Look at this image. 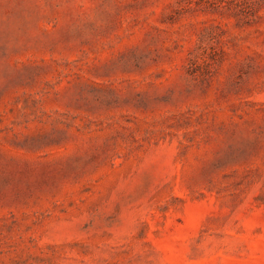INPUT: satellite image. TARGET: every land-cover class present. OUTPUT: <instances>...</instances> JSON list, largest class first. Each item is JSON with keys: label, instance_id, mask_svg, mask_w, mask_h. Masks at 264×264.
<instances>
[{"label": "rangeland", "instance_id": "1", "mask_svg": "<svg viewBox=\"0 0 264 264\" xmlns=\"http://www.w3.org/2000/svg\"><path fill=\"white\" fill-rule=\"evenodd\" d=\"M0 264H264V0H0Z\"/></svg>", "mask_w": 264, "mask_h": 264}]
</instances>
